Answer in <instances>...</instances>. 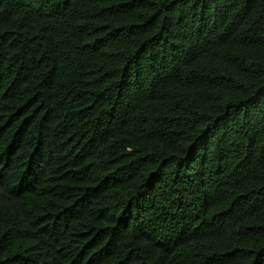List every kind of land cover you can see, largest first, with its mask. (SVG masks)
<instances>
[{
  "label": "trees",
  "instance_id": "16d2710c",
  "mask_svg": "<svg viewBox=\"0 0 264 264\" xmlns=\"http://www.w3.org/2000/svg\"><path fill=\"white\" fill-rule=\"evenodd\" d=\"M0 264H264V0H0Z\"/></svg>",
  "mask_w": 264,
  "mask_h": 264
}]
</instances>
